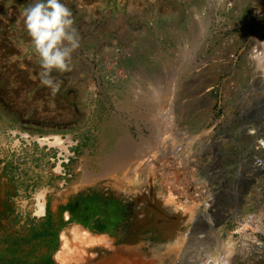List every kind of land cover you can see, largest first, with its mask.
Segmentation results:
<instances>
[{"label": "rangeland", "instance_id": "374dc122", "mask_svg": "<svg viewBox=\"0 0 264 264\" xmlns=\"http://www.w3.org/2000/svg\"><path fill=\"white\" fill-rule=\"evenodd\" d=\"M31 2L0 0V264H61L55 260L69 251L63 244L69 240V198L82 167L105 154L107 129L132 138L149 134L127 105L151 77L171 88L170 120L180 97L188 105L178 143H192L191 122L209 116L203 123L209 134L198 140L210 142L208 155L196 148L186 163L164 159L165 178L178 174L189 185L204 167L213 196L207 213L214 221L202 217L204 195L174 264H194L200 252L224 240L235 225L221 216L227 211L239 213L235 219L240 212L254 214L262 227L248 231L245 260L234 236L238 257L230 264L264 256V167L250 166L264 136V72L257 66L264 55V0H65L80 48L71 71L54 73L61 81L55 95L40 84L38 57L25 51L30 37L23 12ZM201 82L210 89L195 94ZM40 193L44 215L36 212Z\"/></svg>", "mask_w": 264, "mask_h": 264}, {"label": "bare ground", "instance_id": "6f19581e", "mask_svg": "<svg viewBox=\"0 0 264 264\" xmlns=\"http://www.w3.org/2000/svg\"><path fill=\"white\" fill-rule=\"evenodd\" d=\"M257 61V66L264 72V55L258 57ZM146 76H150V73ZM198 77L203 78L201 74ZM151 78L148 87L138 92V99L127 105L131 117L149 128V134L132 138V135L117 128L107 129L105 154L94 163L91 160L85 163L73 187L74 194L69 198V240L63 243L69 247V251L62 246L67 254L58 253L55 261L61 264H174L178 262L184 247L188 225L200 208V204L196 203L204 195L208 199H201L202 217L210 218L209 223L212 224L211 214L207 213V208L213 204L212 187H209L211 185L204 174V167L200 174L193 176L194 181L190 176L191 185L188 178L179 180L178 174L165 178L163 172L166 157L186 163L185 155L196 148L198 155H208L205 151L210 142L198 140L201 135L209 134L203 126L209 116L201 114L191 122L196 125V137L189 145H181L177 137L184 128L181 115L186 113L184 111L188 105L180 97L173 105L174 118L170 120L172 108L168 107L167 97L171 88L160 86L159 80ZM204 86L209 91L210 85L201 82L193 88V92L199 94ZM155 119L159 123H154ZM58 141L59 138L55 137V142ZM256 149L258 152L255 154L260 157L250 165L253 170L264 167L263 152ZM237 173H241V166H238ZM36 212L45 214L43 193L37 197ZM238 214L230 211L221 214L224 220L231 219L235 225L224 240H216L214 249L199 253L201 256L197 258V264H230L235 261L238 257L233 255L235 235L242 244L240 257L245 260L249 256L248 231L258 233L262 229L261 219L244 212H240L239 219H235ZM249 264H264V256L257 255Z\"/></svg>", "mask_w": 264, "mask_h": 264}, {"label": "clouds", "instance_id": "9594fccd", "mask_svg": "<svg viewBox=\"0 0 264 264\" xmlns=\"http://www.w3.org/2000/svg\"><path fill=\"white\" fill-rule=\"evenodd\" d=\"M24 27L30 51L38 57V78L53 95L61 88L54 73L71 71L73 55L80 48V35L72 10L65 0H32L24 9Z\"/></svg>", "mask_w": 264, "mask_h": 264}, {"label": "built area", "instance_id": "2783aa9c", "mask_svg": "<svg viewBox=\"0 0 264 264\" xmlns=\"http://www.w3.org/2000/svg\"><path fill=\"white\" fill-rule=\"evenodd\" d=\"M260 140L261 141H258V144L256 147L259 148L260 150L264 151V136L260 137Z\"/></svg>", "mask_w": 264, "mask_h": 264}]
</instances>
